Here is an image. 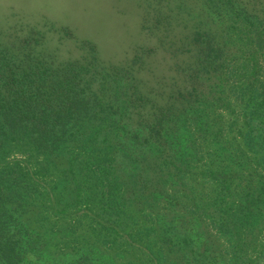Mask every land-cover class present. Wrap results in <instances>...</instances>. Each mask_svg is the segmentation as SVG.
<instances>
[{"label":"trees","instance_id":"16d2710c","mask_svg":"<svg viewBox=\"0 0 264 264\" xmlns=\"http://www.w3.org/2000/svg\"><path fill=\"white\" fill-rule=\"evenodd\" d=\"M190 1L164 104L133 64L0 45V264H229L220 236L233 260L261 246L264 0Z\"/></svg>","mask_w":264,"mask_h":264},{"label":"rangeland","instance_id":"374dc122","mask_svg":"<svg viewBox=\"0 0 264 264\" xmlns=\"http://www.w3.org/2000/svg\"><path fill=\"white\" fill-rule=\"evenodd\" d=\"M190 0H0V45L40 46L54 63L95 58L108 67L132 65L138 88L165 103L174 83L181 85L176 65L191 58L178 39H188L193 25ZM40 53V54H41ZM41 54V55H42ZM181 54V55H179ZM176 59L181 63H174ZM165 93H164V92ZM160 92L159 95L154 93ZM254 251L247 239L245 257L231 258L226 238L214 244L229 264H264V228ZM213 247V246H211Z\"/></svg>","mask_w":264,"mask_h":264}]
</instances>
